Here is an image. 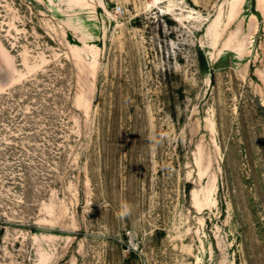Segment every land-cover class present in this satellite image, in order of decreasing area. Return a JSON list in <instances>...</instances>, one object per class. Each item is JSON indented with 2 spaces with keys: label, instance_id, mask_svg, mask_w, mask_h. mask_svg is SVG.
<instances>
[{
  "label": "rangeland",
  "instance_id": "374dc122",
  "mask_svg": "<svg viewBox=\"0 0 264 264\" xmlns=\"http://www.w3.org/2000/svg\"><path fill=\"white\" fill-rule=\"evenodd\" d=\"M0 264H264V4L0 0Z\"/></svg>",
  "mask_w": 264,
  "mask_h": 264
},
{
  "label": "clouds",
  "instance_id": "9594fccd",
  "mask_svg": "<svg viewBox=\"0 0 264 264\" xmlns=\"http://www.w3.org/2000/svg\"><path fill=\"white\" fill-rule=\"evenodd\" d=\"M122 213H121V218L126 217L128 215H130L131 212V206L130 205H122Z\"/></svg>",
  "mask_w": 264,
  "mask_h": 264
},
{
  "label": "built area",
  "instance_id": "2783aa9c",
  "mask_svg": "<svg viewBox=\"0 0 264 264\" xmlns=\"http://www.w3.org/2000/svg\"><path fill=\"white\" fill-rule=\"evenodd\" d=\"M116 11H118V12L122 11V6L121 5L117 6Z\"/></svg>",
  "mask_w": 264,
  "mask_h": 264
},
{
  "label": "bare ground",
  "instance_id": "6f19581e",
  "mask_svg": "<svg viewBox=\"0 0 264 264\" xmlns=\"http://www.w3.org/2000/svg\"><path fill=\"white\" fill-rule=\"evenodd\" d=\"M260 5L264 4V0H259Z\"/></svg>",
  "mask_w": 264,
  "mask_h": 264
}]
</instances>
